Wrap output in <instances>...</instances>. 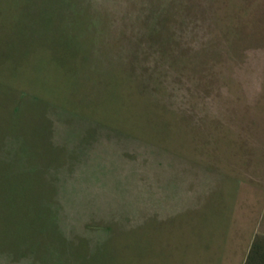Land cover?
Returning <instances> with one entry per match:
<instances>
[{"label": "rangeland", "instance_id": "1", "mask_svg": "<svg viewBox=\"0 0 264 264\" xmlns=\"http://www.w3.org/2000/svg\"><path fill=\"white\" fill-rule=\"evenodd\" d=\"M262 214L264 0H0V264H264Z\"/></svg>", "mask_w": 264, "mask_h": 264}, {"label": "crops", "instance_id": "2", "mask_svg": "<svg viewBox=\"0 0 264 264\" xmlns=\"http://www.w3.org/2000/svg\"><path fill=\"white\" fill-rule=\"evenodd\" d=\"M248 209V208H247ZM254 211H253V209L252 208H249V210H248V212H245V214H244V212H243V229H244V231L242 232V234H241V236H245L246 235V230L247 229H245L247 226H248V224H249V222H251L252 220H253V216H254ZM231 221V220H230ZM260 224L262 223L263 224V228H264V214H262L261 216H260ZM235 223V220H233V222L231 221V224L233 225ZM239 224V223H238ZM253 233H255V234H259V233H261L262 235H263V237H264V230H263V232H253ZM245 256L246 255H244V257H243V259L245 258ZM237 258V262H238V257H236ZM243 259H242V261H243Z\"/></svg>", "mask_w": 264, "mask_h": 264}, {"label": "trees", "instance_id": "3", "mask_svg": "<svg viewBox=\"0 0 264 264\" xmlns=\"http://www.w3.org/2000/svg\"><path fill=\"white\" fill-rule=\"evenodd\" d=\"M97 172V171H96ZM96 174V173H95Z\"/></svg>", "mask_w": 264, "mask_h": 264}]
</instances>
